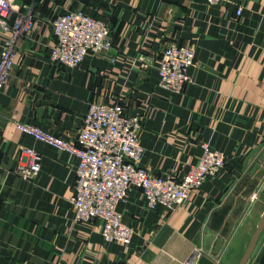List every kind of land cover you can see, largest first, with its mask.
Wrapping results in <instances>:
<instances>
[{
  "label": "crops",
  "instance_id": "crops-1",
  "mask_svg": "<svg viewBox=\"0 0 264 264\" xmlns=\"http://www.w3.org/2000/svg\"><path fill=\"white\" fill-rule=\"evenodd\" d=\"M239 3L241 15L238 4L207 0H14L12 18L30 10L33 26L18 40L0 93V264H196L209 255L204 238L214 213L227 202L228 218L240 208L264 148V0ZM78 9L109 25L113 47L71 69L51 59L53 19ZM171 44L196 53L179 93L159 85V59ZM140 52L150 56L148 67L133 62ZM94 101L119 102L139 116L140 165L152 174L182 179L203 143L225 154V168L172 212L150 208L130 186L118 209L135 235L128 244L105 241L103 219H75L78 158L16 127L32 124L78 145ZM29 148L41 154V170L24 179ZM254 192L214 264L240 263L264 211V178ZM247 264H264V230Z\"/></svg>",
  "mask_w": 264,
  "mask_h": 264
},
{
  "label": "built area",
  "instance_id": "built-area-1",
  "mask_svg": "<svg viewBox=\"0 0 264 264\" xmlns=\"http://www.w3.org/2000/svg\"><path fill=\"white\" fill-rule=\"evenodd\" d=\"M207 2H230L238 4L237 15L243 11L239 0ZM14 10V0H0V93L15 66L18 40L33 26L30 10L13 19ZM53 34L52 61L71 69L78 68L88 54L101 53L113 47L109 25L80 9L56 16L53 19ZM149 61L150 56L144 52L133 58L134 63L144 68L148 67ZM195 64L193 48L178 44L167 46L157 66L159 85L174 92H183L191 81L189 70ZM16 127L36 140L66 150L78 158L72 197L75 219H103L102 234L107 242L128 244L135 235L134 228L124 221L118 209L119 204L126 200L130 186H137L143 191L150 208L161 206L172 212L188 200L207 178L220 174L226 165V156L222 151L203 143L199 162L182 179L152 174L140 165L144 151L140 139L142 122L139 116L126 114L119 102H90L78 133V145L32 124L18 122ZM27 154L31 161L21 165L19 173L24 179H33L41 170L42 156L33 148L27 149ZM255 196L256 193L252 195V200Z\"/></svg>",
  "mask_w": 264,
  "mask_h": 264
},
{
  "label": "water",
  "instance_id": "water-1",
  "mask_svg": "<svg viewBox=\"0 0 264 264\" xmlns=\"http://www.w3.org/2000/svg\"><path fill=\"white\" fill-rule=\"evenodd\" d=\"M250 174L256 175L255 180L249 185V187L244 190L239 201L240 208L232 212V216L228 218L229 212L231 210V203L227 202L222 208L217 210L209 226L206 229V236L204 238V250L207 254H200L197 258L196 264H214V259L212 257H216L222 250L225 240L230 234L232 222L235 217H237L244 209L246 204V198L251 196L255 189L259 185V181L264 178V148L258 155L257 160L255 161ZM244 183L242 184V188ZM255 193V192H254ZM264 230V211L258 221L257 228L249 242V245L240 261L239 264H247L250 256L252 255L257 241ZM215 242V244H213Z\"/></svg>",
  "mask_w": 264,
  "mask_h": 264
}]
</instances>
